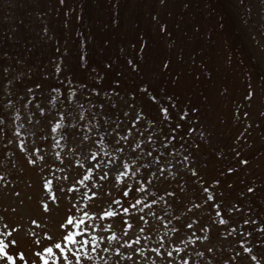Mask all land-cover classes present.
Here are the masks:
<instances>
[{
    "label": "snow or ice",
    "instance_id": "6c2138e0",
    "mask_svg": "<svg viewBox=\"0 0 264 264\" xmlns=\"http://www.w3.org/2000/svg\"><path fill=\"white\" fill-rule=\"evenodd\" d=\"M60 2L63 4L64 0ZM160 30L165 32L166 25L161 24ZM138 44L144 48L147 40L138 39ZM127 63L131 69L140 70L139 61L129 58ZM169 63L164 60L162 67L167 68ZM116 83L119 84V81ZM139 89L147 94L151 86L141 82ZM51 91L59 93L60 89ZM92 91L98 93L99 89L93 88ZM130 94L135 96L136 92ZM61 95L63 108L56 107L59 100L54 95L48 105L39 106L37 101L35 112H29L24 117V123L13 128L15 146L34 174L27 185L33 189L28 199L35 195L39 211L25 213L26 221L22 217L12 225L0 217L3 222L0 260L4 264H85L86 259L87 264H91L94 259H99L98 249L112 253L111 264L264 262V223L258 225L256 231L259 235L253 239V233L245 231L243 225H255L257 221L243 218L240 224L232 221L226 213L238 211L237 206H224L218 202L213 189L198 174L197 168L190 166L196 157L191 153L185 154L180 133L183 131L184 136L195 133L199 138L204 137L205 132L195 125L184 126L182 121L188 116V108L181 109L174 118L170 111V107L176 106L173 97L169 95L168 105L161 107L159 95L153 93L149 99L157 105L155 116L138 107L130 117V126L121 128L119 124H113L106 129L107 116H102L100 120H96L95 116L85 119L81 110L77 119L68 111L70 101L75 99L74 89ZM254 97L255 92L249 87L245 99L251 102ZM11 103L9 100L8 104ZM99 108L103 109L104 105L100 104ZM198 111L196 107L191 108V112L197 114V121ZM122 115L127 116L128 113ZM162 123L167 125V131L161 127ZM25 124L31 125V131ZM12 143L11 139L5 140V147ZM199 147L200 144H193V152ZM8 153L15 155L11 149L4 155ZM241 162L248 163L246 160ZM0 163L3 161L0 160ZM180 167L187 168L204 193V197L197 202L190 200L186 203L182 215L179 209L173 208L169 199H165L177 195L171 185L160 188L158 183H154ZM20 171L23 172L24 168ZM227 171L232 172L233 169L229 167ZM8 175L11 176V173ZM4 177L5 172L0 170V179ZM17 182L4 180L0 187ZM219 183L218 179L211 181L212 185ZM9 190L12 196L20 197L18 189ZM19 203L23 205L24 201L19 200ZM157 205H162L159 214L153 211ZM202 207L206 208L208 216V222L203 224L195 214V210ZM166 209H173L170 218ZM12 211H16L15 207ZM189 213L193 214L189 216ZM182 216L188 218L178 226ZM151 218L158 220L160 225L150 224ZM117 221L120 227L115 229ZM173 221L177 223L173 224ZM53 223L54 228L50 227ZM214 227L219 237L237 236L236 244L240 246L239 251L233 248L231 254L219 262L216 253L222 249L213 242ZM238 233L243 235L238 236ZM24 240L29 241V247L35 245L31 259L24 249Z\"/></svg>",
    "mask_w": 264,
    "mask_h": 264
},
{
    "label": "trees",
    "instance_id": "16d2710c",
    "mask_svg": "<svg viewBox=\"0 0 264 264\" xmlns=\"http://www.w3.org/2000/svg\"><path fill=\"white\" fill-rule=\"evenodd\" d=\"M76 1L77 6L69 8L67 6L69 0H64L63 4L58 0L61 3L58 19L53 18L50 13L48 14L51 18L47 19L45 13V21H40V17H33V13L28 12L29 16H26L24 15L25 12H19L15 9L11 13L12 18L10 20L7 22L0 21V32L3 33L0 34V117H2L0 128L3 129L2 134L5 133L7 121L12 119L21 120L25 111L27 114L35 112L37 101L40 102L39 106L48 105L51 96L54 95L59 100L56 107L63 108L64 100L61 94H67L72 89L75 90V99L70 101L71 107L68 111L77 119H79L81 110H83L85 119L95 116L96 120H100L103 115H100L102 112L107 116H115V112L122 109L127 110V108L119 107L124 105V103L128 105L127 101L132 102L136 108L141 107L139 102L142 100V95L145 96L144 99L147 97L146 101L152 102L149 96L153 93L159 95L160 106L163 107L168 105L167 97L171 95L176 105L175 108L170 107L174 118L175 114L181 109L188 108V116L182 121L184 126L195 125L205 132L204 137L199 138L195 133L188 136H184L183 131L180 133V136L183 137L182 142L185 144L183 151L186 155L191 153L196 157L194 163L190 166L197 168L198 174L213 189L218 202H222L224 205L228 201L231 205L237 206L238 211L230 214L226 213V215H230L232 221L235 222L236 220L237 224H240L242 218L249 219L250 214L254 212L253 216L257 224L243 225V227L245 231L252 232V238L255 239L259 235L256 231L258 225L264 223V165H253L252 162L255 161L256 154L264 151V148L261 149L260 147L259 150L258 147L249 149L242 147V151H236L235 153L232 149V135H229L232 139L225 143L224 137L228 126L235 113L239 114L240 112V106L237 102L233 101V105H231V100L229 102L223 100V103L222 98L224 95L219 94L212 99L210 104H206L209 106H202L201 110L198 111L199 120L197 121V114L191 112L192 107L197 108L193 93L182 94V92L179 93L177 90L174 93H170L167 92V88L162 84H158L160 91L158 92V89L153 88L151 85V81L158 80L157 76H151L150 71L143 67L142 48L139 46L138 50L134 52L127 51L126 53H129V56L125 55V49L128 47L127 40L122 37L123 41L119 42L120 37L116 39L115 33L118 28L115 26L116 22L114 23L113 19L109 22L103 21L101 26L104 28L99 29L102 32L100 33L101 41L98 40L95 36L93 21L91 20L93 0ZM82 1L83 3H81ZM98 1L102 2V0ZM106 1V4H99L102 10L106 7L109 8L112 0ZM188 1L194 5L204 4L208 9L212 8L211 5H213L214 9L216 7L224 23L220 24L221 26L223 25L224 46L227 48L228 44L230 53H234V56L233 54L230 55L232 65L245 71L244 75L246 78L244 77V81H248V87H252L249 85L252 83L264 87V0ZM112 4L115 5V0ZM63 6L69 10L64 15H62ZM17 12L24 14H18ZM75 12H80L79 16H84L81 21L78 22L76 20V23ZM107 14L111 15L110 12ZM109 25L113 27H109ZM44 29H47V31H44ZM104 33L108 35L107 40L104 39ZM206 39L211 43L207 37ZM129 58L139 61V71L131 69L127 63ZM125 65L130 72L124 71ZM215 71L216 66H210L205 69L203 74L210 79L213 73L215 75ZM144 72L148 76H145L146 80L141 82L149 83L151 86V91L147 94L140 90H133V87L140 84L139 78L142 79L141 76L144 75ZM151 73L155 75V72ZM52 78L56 80L50 83L49 80ZM116 81H119V84ZM123 81L128 87L127 93L126 87L123 86ZM169 82L165 83L166 85L168 84L166 87L169 86ZM36 85H39V87L37 88ZM56 88L60 89L59 93L51 91ZM93 88H98L99 92H93ZM29 89H31V92H29ZM133 91L136 92L135 96L130 94ZM212 92L214 91L212 90ZM186 95L187 98L180 100L181 96L186 97ZM262 96L264 97V93H262ZM9 100L12 101L11 105L8 104ZM215 100H218V102ZM101 103L104 105L103 109L99 108ZM215 103L217 104L216 106ZM112 105H115V107H112ZM227 105L229 109L225 111L224 115L223 109L227 108L225 107ZM216 108L220 109V114L216 112ZM149 109L152 108L150 107ZM211 109H214V115L222 116L219 124L202 116V110L205 111V114H208ZM151 111L152 114H149L155 116L157 105ZM37 115L39 114L37 113ZM259 116L260 114L256 112V120L259 119ZM107 124V122L104 124V128L108 126ZM256 124L253 126H256ZM225 125H227L226 128ZM161 127H164V131L168 130L166 124L162 123ZM193 144H200V147L194 152ZM12 152H15L14 156L11 153L4 155L5 152L0 149V160L3 161V163H0V170L5 172L4 179L22 180L24 185L27 181L26 187H28V181L34 178V174L29 166H25L22 163L23 156L19 150L15 148ZM177 159H179V156H177ZM244 160L248 161V163L244 164L241 162ZM22 167L24 168L23 172L20 171ZM229 167L233 169L232 172L227 171ZM248 171V177L246 178L245 174ZM9 173H11V176L8 175ZM239 174L245 177H238ZM187 176L188 183L186 186L188 189L186 190L180 183ZM214 179L222 180L223 182L220 181L218 185H212L211 181ZM19 181L13 185L15 186L14 188L21 191L20 186H17ZM154 183H158L160 188H166L170 184L171 189L177 192L175 198L165 197V199H169V202L173 204V208L179 209L181 215L184 212L186 203L190 200L195 203L198 199L204 197V193L201 191V186L196 182V178L184 167L178 168L176 172H170L159 182L154 181ZM249 188H252L253 191L249 192ZM180 189L183 191H179ZM2 192L0 187V202ZM239 192L241 193L240 196L238 195ZM229 195L232 196L229 197ZM249 198H252L253 201H250ZM19 200H23L24 204L27 202L28 208L32 202L36 201L35 195L32 196L31 200L22 198ZM19 200H17V204H19ZM14 207L19 210L17 205ZM160 207L162 205H157L153 211L159 214ZM241 207L242 209L239 210ZM248 209L251 211H248ZM166 212L170 218V215L173 214V209H166ZM205 212V207L195 210V214L200 218L201 224L208 222V216ZM192 214L189 213L188 215ZM0 217H3L4 221H7L9 225H12L14 221L19 222L22 217L25 221L27 220L25 213L21 216L19 214V217L13 218L11 216L10 220H7L3 204H0ZM187 218V216H182V221L178 226H181L183 220ZM250 219L253 220V218ZM149 223L160 225V222L155 218H151ZM176 223V221H173V224ZM119 227L120 225L117 221L114 228L118 229ZM194 227L199 228L200 225H194ZM0 229H3L2 221H0ZM196 234L199 235L200 233L197 231ZM129 235H131V232ZM237 235L242 236L243 234L238 233ZM212 239L215 245L222 249V251L216 253L218 262L227 258L233 248L236 249L235 239H237V236L219 237L218 231L216 232L214 227L212 229ZM153 241H155V237H153ZM227 241H230V243ZM24 242L25 240L22 241L23 245ZM26 251L29 259L33 258V250L28 249ZM97 254L99 259H94L91 264H111L112 253H105L98 249ZM242 255L246 254L242 253ZM0 264H4V261L0 260ZM157 264H160V262L158 261ZM237 264H239V261Z\"/></svg>",
    "mask_w": 264,
    "mask_h": 264
},
{
    "label": "rangeland",
    "instance_id": "374dc122",
    "mask_svg": "<svg viewBox=\"0 0 264 264\" xmlns=\"http://www.w3.org/2000/svg\"><path fill=\"white\" fill-rule=\"evenodd\" d=\"M113 1L114 0L111 1L109 8L106 7L104 10L99 7V4H106V0H102V2L93 0L92 2L91 6L93 8H91V20L93 21L95 36L98 40L101 41L100 33H102L99 29L101 30L104 28L101 24L103 21L109 22L112 19L114 20V23L116 22L115 26L118 28L115 33L116 39L120 37L119 42H122L123 38H126L127 40V46L129 48L127 47L125 49V55L129 56V53H126L127 51L134 52L135 50H138V39H146L147 46L142 48L141 57L143 67L150 71L151 76H157V81H151L153 88H157L158 92H160L158 84H162L167 88V92L170 93H174L176 90L179 93L182 92V94L193 93V99L195 100L199 111L203 105L209 106L206 104H210L215 96L223 94V103V100L227 102L231 100V105H233L234 101L237 102L241 108H239V114L235 113L234 118L228 126L227 133L224 137L225 143H228L230 139L233 138L232 149L235 153L236 151H242V147L247 149L258 147L259 150L260 147L261 149L264 148V97L262 96V93H264V87H261L258 84H249L252 86L251 89L255 92V97L251 102H248L245 99L246 92L249 89L248 81H244V77L246 78L244 75L245 71L231 63L230 55L233 54L234 56V53H230L228 44L227 48L224 46L225 36L222 29L223 25H220L223 21L219 16L216 7L214 9L213 5H211L212 8L208 9L204 4L198 3L199 5H194L188 0H163V2H161V0H115V5L112 4ZM81 3H83V1ZM60 4L61 3L58 2V0H0V21L7 22L10 20V18H12L11 13L15 9L19 12H25V14L17 13L26 16H29L28 12L33 13V17L39 16L40 21H45V13L47 19L51 18L48 13H50L53 18L58 19L60 16ZM76 4V0H69L67 6L69 8H74L77 6ZM67 11L69 10L67 8L65 9L63 6L62 15ZM108 12H110L111 15L107 14ZM79 14L80 12H75V23L76 20L79 22L82 20V17H84L83 15L79 16ZM161 24L166 25L165 32H161ZM109 27L113 26L109 25ZM0 34L3 33L0 32ZM117 34H119V36H117ZM206 37L211 43L207 41ZM104 39H108L106 33H104ZM105 44L107 45V43ZM164 60L170 61L167 68L162 67V62ZM210 66H216V71L215 75L213 73L212 77L209 79V77L205 76L203 73H205V69ZM124 71L130 72L126 65ZM151 72H155V75ZM145 76H148L146 72L141 76L142 79L139 78L140 83L142 80H146ZM53 80L56 79L52 78L49 82L51 83ZM169 80L172 82H169ZM148 82L150 81L148 80ZM166 82H169L168 87H166L168 85L165 84ZM139 85L140 84L133 87V90L139 91ZM123 86L126 87L127 93L128 87L125 82ZM212 90L214 92H212ZM144 97L145 96L142 95V100L139 102L141 104L140 106L148 113H151V110L156 105L153 102L146 101L147 97L145 99ZM183 98H187V95L186 97L181 96L180 100ZM215 101L218 102V100ZM127 104L128 105L124 103V105L119 106L120 108H127V110L122 109L115 112V116H107L104 112L100 113V115L103 114L102 116L108 117V126L105 127L106 129L110 128L113 124H119L121 128L130 126V117L135 111L136 106L134 107V104L129 101H127ZM216 105L217 104L215 103V106ZM150 107L152 109H149ZM225 107L227 108L223 109L224 115L225 111L229 109L228 105ZM213 110L211 109L208 114H205V111L202 110V116L219 124L222 116L214 115ZM215 110L218 114L221 113L220 109L216 108ZM124 112H127L128 115H122ZM245 112L248 113L247 116L243 115ZM256 112L260 114L258 120H256L257 117H255ZM26 115L27 112L25 111L21 120L12 119L7 121L5 133L0 136L1 151L6 153L8 149L13 150L16 148L15 140L13 139V128L14 126H19L24 123V117ZM243 117L245 118L243 119ZM257 122L259 125L256 124ZM254 124H256V126H253ZM25 127L31 131V125L25 124ZM226 127L227 125H225V128ZM162 128L164 129V127ZM229 135H232L233 137L230 138ZM8 139L13 140V143L5 147V140ZM225 156H227V154H225ZM22 163L25 165L24 160ZM252 164L264 165V151L256 154L255 161L252 162ZM248 173L249 171L245 174L246 178L248 177ZM238 177L243 178L245 176L239 174ZM187 178L188 176L183 180L184 183H180V185L186 190L188 189L186 186L188 183ZM4 180L9 179H1L0 185L4 184ZM220 181L223 182L222 180ZM26 183L24 185L22 180L19 181V185L17 186H20L21 191L18 199L12 196V193L9 190L10 188L15 187L13 184L10 183L8 187H1L3 192L0 204H3L4 206L7 220H10L11 216L14 218L19 217V214L21 216L23 213H36L39 211L37 209L36 201H34L35 203L32 202L29 208L27 202L25 204L23 203V205L19 202V204H17V200L21 198L28 199L29 194L33 193V189L26 187ZM232 195H229V197ZM238 195L240 196L241 193L239 192ZM249 200L253 201L252 198H249ZM15 205L18 206L19 210L13 212L12 208ZM227 205L231 204L226 201L224 206ZM241 209L242 207L239 210ZM253 213L250 214V218H253L254 220ZM235 222L238 223L236 220ZM50 227L54 228L55 224H51ZM215 231H218L217 228H215ZM236 240L237 239H235V241ZM235 241L233 240V242ZM227 242L230 243V241ZM34 248L35 245L29 247V241L25 240V250H33ZM236 250H240V246L237 244ZM85 264H87V261Z\"/></svg>",
    "mask_w": 264,
    "mask_h": 264
}]
</instances>
